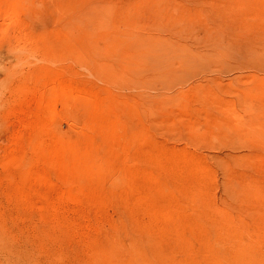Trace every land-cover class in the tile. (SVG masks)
<instances>
[{"label":"rangeland","instance_id":"374dc122","mask_svg":"<svg viewBox=\"0 0 264 264\" xmlns=\"http://www.w3.org/2000/svg\"><path fill=\"white\" fill-rule=\"evenodd\" d=\"M0 264H264V0H0Z\"/></svg>","mask_w":264,"mask_h":264}]
</instances>
